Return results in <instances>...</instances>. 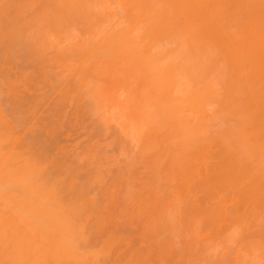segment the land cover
<instances>
[{
	"label": "bare ground",
	"instance_id": "1",
	"mask_svg": "<svg viewBox=\"0 0 264 264\" xmlns=\"http://www.w3.org/2000/svg\"><path fill=\"white\" fill-rule=\"evenodd\" d=\"M0 264H264V0H0Z\"/></svg>",
	"mask_w": 264,
	"mask_h": 264
}]
</instances>
